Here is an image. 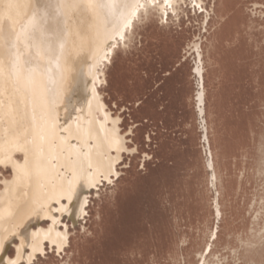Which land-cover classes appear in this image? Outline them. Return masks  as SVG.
<instances>
[{"label":"bare ground","instance_id":"1","mask_svg":"<svg viewBox=\"0 0 264 264\" xmlns=\"http://www.w3.org/2000/svg\"><path fill=\"white\" fill-rule=\"evenodd\" d=\"M190 1L204 11L203 35L188 47L194 53L204 167L215 198L241 189L251 176L245 169L233 185L227 168L220 172L211 147L200 42L213 0L209 8L206 0ZM185 2L0 0V175L1 167L12 172L1 179L0 264H31L46 244L66 254L70 233L64 219L79 224L92 189L117 178L124 153L135 151L121 132L120 117L107 110L99 91L106 68L138 20L153 12L166 20L173 12L178 15ZM12 244L15 255L8 260ZM205 252L199 253V264Z\"/></svg>","mask_w":264,"mask_h":264},{"label":"rangeland","instance_id":"2","mask_svg":"<svg viewBox=\"0 0 264 264\" xmlns=\"http://www.w3.org/2000/svg\"><path fill=\"white\" fill-rule=\"evenodd\" d=\"M253 2L235 4L252 17V27L246 22L235 35L212 38L216 47L212 64L206 62V111L220 172L230 168L226 172L232 181L229 172L237 177L241 168H254L246 172L264 192V14ZM182 6L166 20L157 12L138 20L106 68L99 91L107 110L120 117L128 147L139 150L124 153L117 178L92 189L85 219L75 227L64 219L71 244L86 247L82 264L164 263L189 214L183 199L211 193L198 118L190 114L196 85L188 43L203 35L204 11L190 0ZM216 24L210 21L208 29ZM1 171L0 187L1 179L12 173L8 166ZM136 178L139 184L128 187ZM69 254L46 244L35 264L78 263Z\"/></svg>","mask_w":264,"mask_h":264},{"label":"crops","instance_id":"3","mask_svg":"<svg viewBox=\"0 0 264 264\" xmlns=\"http://www.w3.org/2000/svg\"><path fill=\"white\" fill-rule=\"evenodd\" d=\"M235 4L236 0L212 1V11L207 23L208 26L210 21L217 24L212 30L207 27V34H204V38L200 42L205 67L204 86L205 73L207 72L206 62L209 65L212 64L213 52L216 47L212 38L216 37L219 41V39L235 35L246 22L249 27L253 26L254 20L252 17H248L245 8ZM253 5L255 8H259L261 14H264V3L254 0ZM204 47L206 48L204 49ZM192 104L195 108L194 98ZM194 113L196 111H191L192 117ZM190 139H195L194 133L190 134ZM133 147L135 151L131 155L137 154L139 150L137 145ZM211 147L215 153L216 146L213 136H211ZM241 169L255 170L247 167ZM226 170H230V168ZM229 176L234 183L240 181L239 176L234 177L230 172ZM138 181L139 178H136L134 181L128 182L127 186L138 185ZM256 183H258V179L246 181V185L241 189L236 186V191L219 193L215 198L212 193L199 194L194 199L184 198L182 206L183 209H188L189 214L183 219L184 225L181 229L179 242L166 252L162 264H199L201 261L199 253L205 251L203 264H264V192L259 189ZM215 201L218 203V215ZM88 206L89 202L87 208ZM69 243V247L66 249V254L70 252L68 259L71 261L75 258L78 260L76 264H82L81 256L86 249L85 245ZM44 247L46 249V245ZM12 253L15 255V248L9 247L6 251L8 260L14 257ZM38 259L39 255L37 260L31 264H35ZM9 264L15 263L10 262Z\"/></svg>","mask_w":264,"mask_h":264},{"label":"flooded vegetation","instance_id":"4","mask_svg":"<svg viewBox=\"0 0 264 264\" xmlns=\"http://www.w3.org/2000/svg\"><path fill=\"white\" fill-rule=\"evenodd\" d=\"M10 247H13V248H15V247H14V244H12Z\"/></svg>","mask_w":264,"mask_h":264}]
</instances>
